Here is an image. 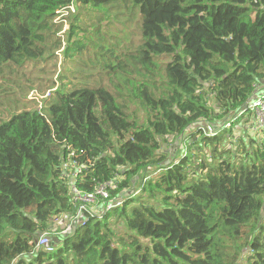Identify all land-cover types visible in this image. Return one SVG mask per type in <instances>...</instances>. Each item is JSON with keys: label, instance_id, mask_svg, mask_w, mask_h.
<instances>
[{"label": "trees", "instance_id": "obj_1", "mask_svg": "<svg viewBox=\"0 0 264 264\" xmlns=\"http://www.w3.org/2000/svg\"><path fill=\"white\" fill-rule=\"evenodd\" d=\"M263 85L264 0H0V264H264V133L230 134Z\"/></svg>", "mask_w": 264, "mask_h": 264}, {"label": "rangeland", "instance_id": "obj_2", "mask_svg": "<svg viewBox=\"0 0 264 264\" xmlns=\"http://www.w3.org/2000/svg\"><path fill=\"white\" fill-rule=\"evenodd\" d=\"M102 25H104V27L107 25V22L106 21H103L102 22ZM116 25V24H115ZM111 26V29H109V31H111V33L113 35H116L118 37L119 40L123 41L125 38L126 40L123 41L121 44L123 43H128V42H131L132 44H137V34L136 32L132 31V25H128V21L126 18H124V24H117L118 26ZM117 52H120L119 50ZM92 54V53H91ZM59 59L61 61V56L59 55ZM54 63H56V68H54ZM46 71L44 74H42L41 76L44 78V80H41V81H36V82H33V84H28L26 86V91L27 90H30L28 95L27 96H24L26 97L25 100H22L23 102V107H24V110H32L34 108L36 109H39L43 103V99H46L47 97H49V94H50V91L47 89L49 87L50 84H45V79L47 81H49L50 79H54V73L55 72H60L61 70V64L59 62V60H51V61H47V62H43L42 64H40L39 66L37 65V67H34V69L32 70V72L30 73V77L32 78V80H34L36 78V74H33V71H35V73L37 71ZM41 73V72H40ZM104 84H107V81H105ZM38 86H40V90L38 88ZM47 89V90H46ZM22 107V108H23ZM22 108H18L17 110L19 109H22ZM133 109L135 110V112L138 114V115H141L142 112L137 108V107H133ZM249 117V116H247ZM253 120V118H249V122H251ZM247 123H245L244 125H242V128L243 126H245ZM243 131H245V129H243ZM262 135V133H260ZM172 150H173V147H167L166 150H165V153L170 156V154L172 153ZM147 179H143V181H145ZM136 194L138 193V189L136 188L135 191ZM133 192V193H134ZM131 197L134 196L133 195H130ZM136 196H134V198H136ZM97 203H95L94 206V211L96 213H100V215L103 214V212L101 211L102 210V207L101 206H96ZM116 220L117 218L116 217H113L111 220L108 221V224L110 225V228L113 230H115V228H118L117 226V223H116ZM57 222L55 221L54 224H56ZM59 225V223H58ZM68 229V227H66L64 229V232H66ZM121 232V229L119 228L115 233H120ZM122 234V232H121ZM50 238H52L51 236H48Z\"/></svg>", "mask_w": 264, "mask_h": 264}, {"label": "built area", "instance_id": "obj_3", "mask_svg": "<svg viewBox=\"0 0 264 264\" xmlns=\"http://www.w3.org/2000/svg\"><path fill=\"white\" fill-rule=\"evenodd\" d=\"M245 110L250 112L251 116L254 118V120H253L254 123L251 124L250 130L254 134L261 132V130L264 129V94L261 96H258L254 101L249 102L248 108ZM225 127L226 128L230 127L229 122L226 123ZM206 132H208V131H206ZM80 171H81V167L78 168L77 173H79ZM112 187H113V183H111V182L106 183L103 186H101L98 191H96L93 194H88L85 197H80L79 193L75 189H73L72 196L76 197V199H81L84 202L92 203L94 201V197H96L98 195L102 196L103 198H107V196H108L107 189H111ZM79 212H81V210ZM82 216H83V214H82ZM83 218H85V217L83 216ZM69 228H70V226H68V229ZM49 243H50V240H49L48 235H46V234L41 235L37 240V246L38 247L43 248L47 252H52L53 247H52V244H49ZM50 245H51V247H50Z\"/></svg>", "mask_w": 264, "mask_h": 264}, {"label": "crops", "instance_id": "obj_4", "mask_svg": "<svg viewBox=\"0 0 264 264\" xmlns=\"http://www.w3.org/2000/svg\"><path fill=\"white\" fill-rule=\"evenodd\" d=\"M255 93H256L257 97L263 95L264 94V85L261 86L260 88H258ZM247 116H249V115H246V117L243 118L242 122L239 125H236L234 127V129L231 130V132H230L231 136L238 137L242 133L245 134L244 133L245 131H247V134H249L251 136L254 135V133L250 130V126L254 122H253V120L251 122H249V118H252V116L251 117H247ZM246 122H247V124L245 126H243V128H242V125H244ZM243 129H245V131H243ZM260 133H264V129L261 130V132L257 133V135L260 136L261 135ZM226 145H232L231 141H227ZM174 149L175 148L173 147V150ZM173 150H172V153H173ZM90 208H91V210H94L95 207L90 206ZM55 226H56V224H55Z\"/></svg>", "mask_w": 264, "mask_h": 264}, {"label": "water", "instance_id": "obj_5", "mask_svg": "<svg viewBox=\"0 0 264 264\" xmlns=\"http://www.w3.org/2000/svg\"><path fill=\"white\" fill-rule=\"evenodd\" d=\"M257 98V95L256 93H254L253 97L249 100V102H252L254 101L255 99ZM248 108V104L245 106V109ZM84 218L82 216V213L81 212H78L77 213V216L75 218H70V217H63L61 218L59 221H57L56 223V226H60L59 229L60 231H64V229L68 226H70L69 229H67V233L66 234H69L71 233L72 231L74 232L75 231V228L78 226V225H81L83 224L84 222ZM59 223V225H58ZM55 224H54V227H56ZM56 231H54L55 233ZM53 233V234H54Z\"/></svg>", "mask_w": 264, "mask_h": 264}, {"label": "bare ground", "instance_id": "obj_6", "mask_svg": "<svg viewBox=\"0 0 264 264\" xmlns=\"http://www.w3.org/2000/svg\"><path fill=\"white\" fill-rule=\"evenodd\" d=\"M98 203V202H97ZM97 206H99V205H97ZM50 244V243H49ZM50 247H51V245H50Z\"/></svg>", "mask_w": 264, "mask_h": 264}]
</instances>
